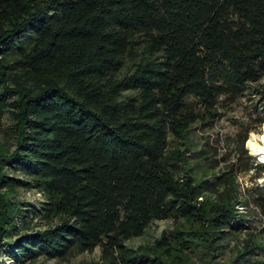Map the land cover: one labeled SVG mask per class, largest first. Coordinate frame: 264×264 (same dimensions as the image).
Segmentation results:
<instances>
[{
	"label": "trees",
	"instance_id": "trees-1",
	"mask_svg": "<svg viewBox=\"0 0 264 264\" xmlns=\"http://www.w3.org/2000/svg\"><path fill=\"white\" fill-rule=\"evenodd\" d=\"M263 79L264 0H0L14 147L0 143V257L219 264L245 224L236 173L264 166L241 151L214 189L184 151L196 123ZM20 189L40 207L22 210ZM255 203L264 212V190ZM167 220L179 227L125 246ZM259 249L252 235L232 263L264 264Z\"/></svg>",
	"mask_w": 264,
	"mask_h": 264
},
{
	"label": "rangeland",
	"instance_id": "rangeland-1",
	"mask_svg": "<svg viewBox=\"0 0 264 264\" xmlns=\"http://www.w3.org/2000/svg\"><path fill=\"white\" fill-rule=\"evenodd\" d=\"M11 122L5 118L0 125V143L13 150V138L10 131ZM264 79L251 85L248 92L237 99L222 100L212 116L196 123L189 134L186 143V164L192 173L201 178H207L208 183L217 188L218 177L226 172L233 164L241 151L246 152L249 162L262 165L261 158L255 155V146L264 135ZM263 132V133H262ZM256 136V137H254ZM175 144H172V146ZM263 145V143H261ZM178 147L183 150V147ZM247 161V159H244ZM264 166V165H263ZM264 168V167H263ZM236 182L244 205L238 210L243 214L245 224L243 231L225 242L222 254L212 263L233 264L235 255L242 248L243 242L253 235L260 249L252 257L264 261V212L258 208L255 200L257 191L264 190V170L252 169L248 172H237ZM213 188V186H211ZM17 200L27 204L25 209H37L43 202L42 196L36 191L20 189ZM179 224L174 220L153 222L145 234L125 242L129 249L137 250L141 246L152 244L164 232L174 231ZM11 246L6 250H10ZM195 264H209V257L197 253L194 255ZM0 264H14L7 257H0ZM34 264H102V250L97 248L92 252L77 254L66 261L40 259Z\"/></svg>",
	"mask_w": 264,
	"mask_h": 264
},
{
	"label": "bare ground",
	"instance_id": "bare-ground-1",
	"mask_svg": "<svg viewBox=\"0 0 264 264\" xmlns=\"http://www.w3.org/2000/svg\"><path fill=\"white\" fill-rule=\"evenodd\" d=\"M254 137H256V136H254ZM256 139H257V137H256ZM259 142H260V145H259L258 141L256 142L257 146H255V147L257 148V150H256L255 155L259 156L262 159V161H264V135L261 137ZM261 143H263V145H261Z\"/></svg>",
	"mask_w": 264,
	"mask_h": 264
},
{
	"label": "built area",
	"instance_id": "built-area-1",
	"mask_svg": "<svg viewBox=\"0 0 264 264\" xmlns=\"http://www.w3.org/2000/svg\"><path fill=\"white\" fill-rule=\"evenodd\" d=\"M260 163H261L262 165H264V161H262V159L260 160Z\"/></svg>",
	"mask_w": 264,
	"mask_h": 264
}]
</instances>
